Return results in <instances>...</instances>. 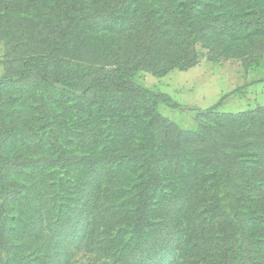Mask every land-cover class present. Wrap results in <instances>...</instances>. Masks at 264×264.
I'll return each mask as SVG.
<instances>
[{
	"label": "rangeland",
	"instance_id": "obj_1",
	"mask_svg": "<svg viewBox=\"0 0 264 264\" xmlns=\"http://www.w3.org/2000/svg\"><path fill=\"white\" fill-rule=\"evenodd\" d=\"M144 1L160 8L171 0ZM183 1L188 8L176 17L168 10L159 18L166 29L180 24L171 46L186 56L185 67L155 73L140 65L134 75L177 108L116 90L100 89L90 101L81 78L65 91L35 75L0 84V264H222L216 249L230 242L218 234L233 229L215 215V203L256 199L253 208L264 212V19L250 14L259 6L263 14L264 0ZM53 3L0 0V79L19 67V31L24 41L51 31L49 14H59ZM110 17L95 21L96 56L51 57L66 76L102 70L104 42L122 45L115 58L146 39L132 30L138 22ZM218 150L232 154V168L208 164ZM143 188L151 224L139 229L141 212L124 213ZM242 218L232 248L244 253ZM234 253L235 264H264V240L251 258Z\"/></svg>",
	"mask_w": 264,
	"mask_h": 264
},
{
	"label": "trees",
	"instance_id": "obj_2",
	"mask_svg": "<svg viewBox=\"0 0 264 264\" xmlns=\"http://www.w3.org/2000/svg\"><path fill=\"white\" fill-rule=\"evenodd\" d=\"M43 3H50L51 0H42ZM56 3L53 5L57 8L59 14L51 15L49 17H56L54 21V26L46 37H51L57 39L56 43H46V37L40 40L30 39L24 41V35L26 32L19 31V47L24 46V53L19 58V67L16 70H12L0 79V84L5 80L10 78L26 79L33 75L37 76L41 80L46 82V85H54L56 83H62L65 85L61 90L65 91L66 86L72 84L75 79L81 78L84 85V94L90 98V101L94 99V92L98 90H103L107 93L116 90L121 94H125L127 91L133 94L130 95H140L149 97L154 102L160 101L164 102L171 107L177 108L179 105L173 103L170 97L163 92L149 89L134 80V75L136 68L140 65L146 67L147 69L157 73H166L169 69L176 66L185 67L183 60L186 56H180L181 54H176L173 50L171 44L177 43L179 38L178 29L180 24H174L175 27L172 29H166L170 25L168 23H161L159 18L164 11H170V18L176 17L183 8H188L187 4L183 0H171L166 4L162 3L160 8H157L156 4L153 2L146 3L144 0H55ZM199 0L192 1V5L195 6ZM263 1V0H260ZM254 2V0H252ZM262 3V2H261ZM96 6L97 8L92 9L91 7ZM187 6V7H186ZM200 8V5H197ZM254 7V6H253ZM256 7V6H255ZM257 10H252L250 14L259 15L264 19V13L262 14L263 6H259ZM121 11L120 15L114 14V11ZM146 10L144 15H141V11ZM132 11V12H131ZM123 12V13H122ZM264 12V11H263ZM132 14L134 17L129 18L128 14ZM116 16L112 21H116L121 24L133 25L130 21H136L133 27V32H146L144 36L146 39L138 42L135 48H126L122 52H117L120 57H113L115 55V46L122 50V45L118 42L103 43V54L105 55L102 61V67L99 72L94 76H89L85 78L78 73L76 68H73V72H77V75L71 73L70 76H66L62 67L56 64L55 58L52 56L61 55V53L74 52L76 55L82 54L83 57H90V55H95L96 49L93 45L99 42L92 35L96 19L100 18L111 22L107 16ZM263 15V16H262ZM121 16V17H119ZM145 17V18H144ZM188 17H190L188 15ZM258 17L257 23H262V18ZM61 22L56 23L58 19ZM121 21V22H120ZM45 24V23H44ZM204 28V27H203ZM13 31V30H11ZM203 31V30H202ZM15 34V32H12ZM122 34V33H121ZM134 35V34H133ZM121 36L129 37V34L123 33ZM179 44V43H177ZM181 51V47H178ZM183 50V49H182ZM170 51H174L172 55H177L176 58L170 55ZM51 52L55 53L53 55ZM111 54V55H109ZM113 54V55H112ZM134 58L138 59V63L135 65ZM133 61V62H132ZM101 63V62H100ZM100 69V67H98ZM92 94V95H91ZM120 94V95H121ZM129 95V94H128ZM124 99L122 101H127V96H122ZM119 100V98L117 99ZM224 97L221 98L219 103L210 108V111L215 110L218 106L223 103ZM159 116V115H158ZM158 121L157 119H154ZM199 136L204 140L205 136L199 133ZM216 164L217 168H232L235 164V160H232V154H228L226 150L221 152L216 151L214 157L208 164ZM160 168L156 167L155 172H159ZM157 175V174H156ZM145 189L143 188L140 193L131 198V202L134 204L133 208H129L124 215L129 216L132 213L141 212V218L138 221L139 229H142L145 225L149 226L151 221L145 220L143 216H147L148 208L146 203H142L145 195ZM151 195L146 197L148 200L151 199ZM227 194L225 193L224 196ZM240 199V198H239ZM256 199H247L241 205L240 201L226 206L222 201L215 203L216 211L215 215H218L231 229L223 230L218 234L220 239L224 242H230L229 246L223 243L216 249L217 256H220L222 264H235L237 261L234 251L236 250L244 260L248 257L251 258L253 255L254 245H257L261 240H264V212H259L257 209L253 208L252 204ZM137 204V206H136ZM130 206L132 204H129ZM136 207V208H135ZM208 209V208H207ZM139 213L136 214V216ZM242 216V223L244 225V232L248 238L249 244L245 245V252L241 253L239 251L238 244L235 249V244L237 239H233L234 236V226L238 223V218ZM249 221L253 222L254 227L249 226ZM257 225L255 226V224ZM220 230V226L217 223L212 225ZM262 229V232L260 231ZM230 258V259H229ZM236 259V260H235Z\"/></svg>",
	"mask_w": 264,
	"mask_h": 264
}]
</instances>
